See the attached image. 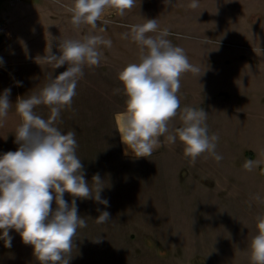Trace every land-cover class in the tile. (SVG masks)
<instances>
[{"label": "rangeland", "instance_id": "1", "mask_svg": "<svg viewBox=\"0 0 264 264\" xmlns=\"http://www.w3.org/2000/svg\"><path fill=\"white\" fill-rule=\"evenodd\" d=\"M191 2L136 0L124 16L107 10L109 23L98 22L97 29H77L66 19L56 24L41 13L72 0L0 4V12L25 9L12 22L0 19V58L19 72L24 86L45 85L66 70L67 65L55 69L40 58L50 46L59 55L60 38L100 34L112 41L111 48L101 46L99 66L84 67L72 105L60 115V130L76 132L85 179L99 173L101 197L110 205L76 200L87 227L78 229L69 264H251L249 243L256 217L264 212V203L254 199H264V0H198L196 9L187 7ZM145 19H157L172 33L173 45L200 68V77L189 72L181 78V109L202 107L208 113L209 135L219 136L221 161L204 153L192 165L183 145L168 144L164 137L147 158L130 150L124 154L114 116L124 110L126 97L114 90L122 89L118 72L137 61L138 47L121 34L129 31L126 25ZM43 112L39 115L47 118ZM181 123L178 115L170 128ZM247 160L261 163L247 171ZM64 199L73 198L65 193ZM102 211L111 220L97 224Z\"/></svg>", "mask_w": 264, "mask_h": 264}, {"label": "clouds", "instance_id": "2", "mask_svg": "<svg viewBox=\"0 0 264 264\" xmlns=\"http://www.w3.org/2000/svg\"><path fill=\"white\" fill-rule=\"evenodd\" d=\"M164 2L174 6L173 0ZM135 4L136 0H72L61 7L71 14L74 28L83 25L97 29L98 22L109 23L104 18L107 10L124 16ZM187 7L198 8V0H192ZM125 27L129 31L122 33L121 38L137 45L138 59L118 72L123 87L114 90L126 97L124 110L114 116L115 129L126 145L124 154L128 155L130 150L137 158H147L162 146L164 137L168 144L178 140L192 165L204 153L221 161L223 157L216 152L219 136L209 135L208 113L202 107L181 109L178 95L181 78L189 72L200 77V68L190 63L182 47L173 45L168 39L172 33L167 28L161 29L157 19ZM105 30L100 28L99 32ZM101 46L111 48L112 41L100 34H85L80 39L60 38V54H54L50 46L40 58L55 69L67 65L66 70L50 77L38 93L17 97L15 102L21 120L15 130L14 143L18 148L0 155V240L11 248L13 237L9 233L14 230L25 245L32 246L38 264H69L78 229L87 227V220L79 215L77 199H93L110 206L101 197L104 180L99 173L90 182L85 179L84 166L77 155L75 130L65 134L57 126L62 122V110L73 103L84 67L99 66L104 59ZM17 86H22V82H17ZM10 94V88L0 94V127L13 105ZM41 105L49 109L47 118L35 111ZM178 115L181 126L170 128ZM260 163L247 160L243 168L252 171ZM65 193L73 198L70 203L64 199ZM254 199L264 203L259 195ZM109 220L110 213L102 211L95 222L105 224ZM256 221L257 231L249 243L250 261L264 264V212L257 215ZM95 242L99 243L100 237Z\"/></svg>", "mask_w": 264, "mask_h": 264}, {"label": "crops", "instance_id": "3", "mask_svg": "<svg viewBox=\"0 0 264 264\" xmlns=\"http://www.w3.org/2000/svg\"><path fill=\"white\" fill-rule=\"evenodd\" d=\"M1 3L2 0H0V4ZM24 10L25 9L15 8L10 10H3L2 12H0V19L5 17L9 18V20L12 22L15 20V17L18 14H22ZM41 13L56 24L64 22L65 19L67 23H70V19L68 17L69 13L62 7L60 8L59 6H49V8L43 9ZM65 16L67 17L65 18ZM17 82H22V86H17ZM43 87L44 85H39L37 87L33 85L24 86L19 72L13 69V65L11 63L6 61L0 63V94H3L5 89L10 88L11 94L9 96V100L13 103L3 127H0V155H3V153L7 151H16L18 148V145L14 143L15 130L21 123L20 117L16 114L15 111V102L17 100V97L26 98L33 93H38ZM46 110L47 111L43 109V105L37 106L35 108V111L38 114L39 112L44 111L43 116L48 117L49 110ZM57 126L59 127V129L64 127L62 123H58ZM80 206L81 204H78V207ZM9 234L13 237L11 248L5 247L4 241L0 240V264H38V261L33 255L32 246L25 245L22 242L20 235L14 230H10Z\"/></svg>", "mask_w": 264, "mask_h": 264}, {"label": "trees", "instance_id": "4", "mask_svg": "<svg viewBox=\"0 0 264 264\" xmlns=\"http://www.w3.org/2000/svg\"><path fill=\"white\" fill-rule=\"evenodd\" d=\"M260 173H261L262 176H264V166L260 167Z\"/></svg>", "mask_w": 264, "mask_h": 264}]
</instances>
